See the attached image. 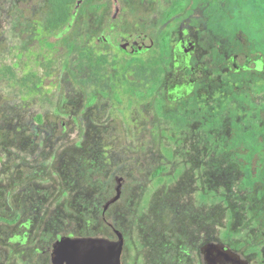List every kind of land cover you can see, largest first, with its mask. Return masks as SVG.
I'll use <instances>...</instances> for the list:
<instances>
[{
    "label": "rangeland",
    "instance_id": "obj_1",
    "mask_svg": "<svg viewBox=\"0 0 264 264\" xmlns=\"http://www.w3.org/2000/svg\"><path fill=\"white\" fill-rule=\"evenodd\" d=\"M104 2L101 9L102 0H92L68 28L52 31L49 0H0V219L15 222L0 221V264H52V246L62 236L116 240L102 210L119 176L126 180L123 194L106 217L123 234L122 264H203L200 248L209 241L234 243L253 257L246 243L257 216L247 211L262 196L237 184L228 189L220 173L211 176L224 156L209 150L211 129L195 124L178 131L163 117L179 109L178 67H163L160 92L139 98L149 74L122 66L132 58L120 53V39L133 36L146 45L158 39L167 0ZM206 7L202 15L220 16V7ZM221 9L247 17V41L264 55L257 2ZM179 30L176 25L175 47ZM257 58L258 52L251 60ZM247 79L252 102L264 107V93L251 90L264 85V67ZM131 83L137 89H128ZM216 133L217 143L229 142L225 125ZM231 194L234 210L226 199ZM260 256L255 264H264V247Z\"/></svg>",
    "mask_w": 264,
    "mask_h": 264
},
{
    "label": "flooded vegetation",
    "instance_id": "obj_2",
    "mask_svg": "<svg viewBox=\"0 0 264 264\" xmlns=\"http://www.w3.org/2000/svg\"><path fill=\"white\" fill-rule=\"evenodd\" d=\"M91 1H76L70 13L67 28L76 20L81 9H88L92 5ZM104 1L102 0L101 9L104 8L106 3ZM236 1L239 3L246 2V0H167L163 16L165 27L158 34V39H153L146 45L142 39L135 42L132 40L133 36H130L129 38H121L117 47L121 54L129 55L128 57L132 58L131 62L127 61L129 62L127 64L123 62L122 66L125 69L128 67H145L146 72L149 74L148 85L145 89L140 90L142 93L139 98H150L158 91L160 92L163 85L162 78L164 77L163 67H170L171 65L178 67L180 81L177 97L179 99V109L177 113H165L163 117L170 121L166 115L178 116L177 123L174 124L170 121L178 131H185L195 124L203 129H211L213 144L209 147V150L212 149L213 152L222 151L224 154L222 160L213 164V169L210 171L211 176L215 177L220 173L225 176L224 184L228 189L230 186L234 187V184H237L245 193L256 191V196H262L263 198L264 120L262 116L264 115V107L263 104L257 105L252 102L255 96L252 97L253 94H249L247 78L249 74L255 75L260 72L261 67H264V55L260 45L251 47V44L247 41L249 38L246 32L247 17L240 18L226 15L222 11L221 7L226 8L231 2L235 3ZM255 1L258 4L259 12L264 13V0ZM205 4L208 6L205 10H217L220 7L219 12H217L220 13V16L210 15V10L207 15H202L201 11L204 9ZM176 25L180 30L178 43L175 47L173 36ZM63 35H65V32L60 34V36ZM252 39L254 40V38ZM113 42L108 37L107 43L111 45ZM257 52V60L252 61L251 57ZM135 58H142L143 61L141 63L138 60L134 62ZM105 61L106 57H101V62L104 63ZM153 67H157V70L153 71ZM230 67L241 68L235 70V68L230 69ZM197 72L198 74L195 77ZM213 81H215V92ZM218 84L219 88H217ZM126 86L128 89L134 88L135 90L136 88L132 83ZM234 88H238L239 92L234 93ZM251 90L263 94L264 85L253 86ZM202 91L207 95H203ZM131 93L136 95L134 92ZM136 97L138 96L136 95ZM158 98L161 99L160 96ZM242 107H244L246 114L244 113V116L240 118L238 113L241 112L240 108ZM250 108L256 110H254V117L250 114ZM260 109L262 113L259 112ZM248 112L252 118H248ZM226 116L228 118L224 119ZM223 125L228 128L231 138L228 143H217L216 131H219ZM160 170L164 171L166 167L162 166ZM119 178L124 180V184L126 182L125 178L116 177V186ZM210 195L214 200L219 198V195L214 191H211ZM231 195L226 199L230 209L234 210L233 194ZM113 197L103 205L102 220L115 234L114 230L118 229L108 221L106 213L121 198L105 211V206ZM202 198L205 199L206 195H202ZM262 198L258 199L254 208L247 211L249 214L253 213L255 214L253 216H257L250 223L248 222L250 227L255 228V233L248 235L246 243L248 251H256V254L252 257L250 254L247 255L246 251L240 253L234 243L209 241L200 248L203 264H255L254 259L258 261L263 259L260 254L264 247V218H262L264 207L259 206V203H262ZM243 204L244 209L246 208L247 197L246 202ZM230 234L231 232H228V235ZM209 246L216 247L219 250L209 251L212 252V255L209 256L206 250ZM219 253H225V256L218 255Z\"/></svg>",
    "mask_w": 264,
    "mask_h": 264
},
{
    "label": "water",
    "instance_id": "obj_3",
    "mask_svg": "<svg viewBox=\"0 0 264 264\" xmlns=\"http://www.w3.org/2000/svg\"><path fill=\"white\" fill-rule=\"evenodd\" d=\"M123 184L124 180L119 178L115 189L116 195L107 203L105 211L121 198ZM114 232L118 238L116 241L104 237L62 236L52 246L51 262L52 264H121L124 237L119 230L115 229ZM206 250L211 256L212 252L209 251L219 249L209 246ZM218 255L225 256V253Z\"/></svg>",
    "mask_w": 264,
    "mask_h": 264
},
{
    "label": "trees",
    "instance_id": "obj_4",
    "mask_svg": "<svg viewBox=\"0 0 264 264\" xmlns=\"http://www.w3.org/2000/svg\"><path fill=\"white\" fill-rule=\"evenodd\" d=\"M49 1L52 11L46 19L47 30L59 31L68 24L70 13L76 4V0H49ZM82 56L88 58L85 55V53ZM166 117L169 118L170 121L174 124L178 122V116L176 115H166ZM0 221L9 224L14 223V221H9L4 218H1Z\"/></svg>",
    "mask_w": 264,
    "mask_h": 264
}]
</instances>
